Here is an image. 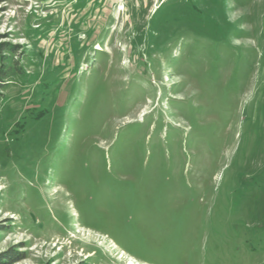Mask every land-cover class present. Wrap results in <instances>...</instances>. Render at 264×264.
<instances>
[{
  "label": "rangeland",
  "instance_id": "1",
  "mask_svg": "<svg viewBox=\"0 0 264 264\" xmlns=\"http://www.w3.org/2000/svg\"><path fill=\"white\" fill-rule=\"evenodd\" d=\"M264 264V0H0V257Z\"/></svg>",
  "mask_w": 264,
  "mask_h": 264
},
{
  "label": "trees",
  "instance_id": "2",
  "mask_svg": "<svg viewBox=\"0 0 264 264\" xmlns=\"http://www.w3.org/2000/svg\"><path fill=\"white\" fill-rule=\"evenodd\" d=\"M21 257H14L12 255H6L4 257H0V264H15L19 261H21Z\"/></svg>",
  "mask_w": 264,
  "mask_h": 264
},
{
  "label": "bare ground",
  "instance_id": "3",
  "mask_svg": "<svg viewBox=\"0 0 264 264\" xmlns=\"http://www.w3.org/2000/svg\"><path fill=\"white\" fill-rule=\"evenodd\" d=\"M130 264H134L133 262H131Z\"/></svg>",
  "mask_w": 264,
  "mask_h": 264
}]
</instances>
